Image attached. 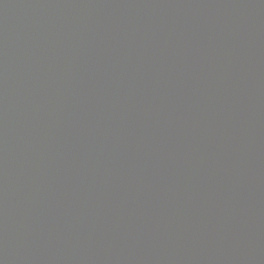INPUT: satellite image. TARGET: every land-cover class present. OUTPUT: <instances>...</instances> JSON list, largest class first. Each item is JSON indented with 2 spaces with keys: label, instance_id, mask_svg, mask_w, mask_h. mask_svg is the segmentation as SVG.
Segmentation results:
<instances>
[{
  "label": "water",
  "instance_id": "95a60500",
  "mask_svg": "<svg viewBox=\"0 0 264 264\" xmlns=\"http://www.w3.org/2000/svg\"><path fill=\"white\" fill-rule=\"evenodd\" d=\"M0 264H264V0H0Z\"/></svg>",
  "mask_w": 264,
  "mask_h": 264
}]
</instances>
